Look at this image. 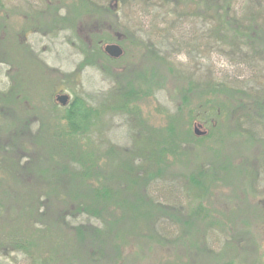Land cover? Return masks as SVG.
Here are the masks:
<instances>
[{"label":"rangeland","instance_id":"1","mask_svg":"<svg viewBox=\"0 0 264 264\" xmlns=\"http://www.w3.org/2000/svg\"><path fill=\"white\" fill-rule=\"evenodd\" d=\"M217 1L257 36L236 41L211 0H0V92L18 96L0 120V264H264V0ZM57 94L100 111L82 142L96 206L69 205L41 133Z\"/></svg>","mask_w":264,"mask_h":264},{"label":"trees","instance_id":"2","mask_svg":"<svg viewBox=\"0 0 264 264\" xmlns=\"http://www.w3.org/2000/svg\"><path fill=\"white\" fill-rule=\"evenodd\" d=\"M211 1L215 4V7L217 8L216 9L217 12L221 11V13H223L221 16L222 19L221 21H223V24H225L228 27H230L231 24H233L235 28L234 32H236L235 34L237 36L233 34L232 37L236 41L237 39L241 41L240 37L245 39H248L250 37L248 39L250 40L252 37L257 36V35H251L249 32V28L245 27L243 24L239 25L237 19L231 16L230 3L227 2L223 6L219 4L217 0H211ZM93 4L95 5L93 9L96 10L98 9L97 10L98 13L99 12L104 13L109 10L104 5H99L95 3ZM55 20L57 21V19L56 18L54 19V23H56ZM260 33L261 32H257V34ZM238 43L240 42H236V44ZM152 54H153L152 58L154 62H156L157 64L164 63V57L159 52ZM216 88H218V86H212V84L210 85V89L213 92H216ZM13 95H14L13 90H10L9 95L5 92H0V111L3 112L0 115V120L1 117H5L6 113L10 109V106L6 107L4 106V103L11 100L12 103H14L13 105H15V101L18 102V96L16 95V97H13ZM87 105L88 104H86V102L82 98L75 97L64 108V111L59 117L61 123L54 125L53 132L50 130L51 126L47 125V123H43L44 131L41 132L46 135L51 134L49 136L50 137L49 143L52 144L53 147H49V148L55 151L54 153L56 154L54 155H57L58 157H60L61 160H64L66 162V165H63V167H57V172L56 171L55 172L57 175H63L62 178L66 179L65 183L67 187L66 190L67 193L65 194V196L67 198L68 203H70L69 205L76 206L77 210L80 209V207H77L80 205L79 201H82L85 198L89 200L87 201V204L89 205V207H91L100 204L101 201L104 200L106 196H108V193L103 191L104 188L102 189L97 187L93 188L88 183L89 181L90 182L92 181L95 184L98 183L100 180L99 177H101V179L104 178L103 177L104 171L103 169L100 170L99 167H97V162H95L96 158L94 157L95 154L93 155V152L91 153V151L88 148H85L84 145H82V142L88 141L91 135L92 126L94 125L95 120H97L100 116V111L98 109H95ZM54 109H56V107ZM22 110L20 109L22 113L26 114L27 110L26 109H22ZM243 125L245 124L240 123V127H242ZM252 129H253V125L249 126L248 129L246 130L250 134L253 133L254 134L253 136L258 137L257 136L258 134L255 133V130L254 132H252ZM47 131H49L50 133H48ZM34 140H36L37 142L45 141V137L39 134L38 137H35ZM45 143L43 145L47 147V144ZM112 151L113 150H110L108 155H111L114 152ZM20 153L21 154L25 153L24 148L21 149ZM27 154L29 155V153ZM148 167L151 168V165L149 164ZM65 175L67 178H65ZM158 175L159 174L155 171H147L146 176L149 177L148 185ZM0 181L2 182V180ZM71 184L74 186L72 187V189H69V186ZM148 185L146 186L147 191H148ZM53 187L54 188L52 189L55 190L57 186L53 185ZM76 189L78 191H75ZM83 193L85 197H82ZM89 195L90 197L88 198ZM80 214L81 213H78V216ZM87 215L94 218L97 217V215L93 213H88ZM74 231L76 237L80 238L81 227H75Z\"/></svg>","mask_w":264,"mask_h":264},{"label":"water","instance_id":"3","mask_svg":"<svg viewBox=\"0 0 264 264\" xmlns=\"http://www.w3.org/2000/svg\"><path fill=\"white\" fill-rule=\"evenodd\" d=\"M103 51L110 58L118 59L122 56L123 50L120 46L116 44H109L104 46ZM69 96L66 94H58L55 96L56 103L61 107H66L69 104ZM202 126L200 124H195L193 127V133L196 136H204L205 132L201 131Z\"/></svg>","mask_w":264,"mask_h":264},{"label":"flooded vegetation","instance_id":"4","mask_svg":"<svg viewBox=\"0 0 264 264\" xmlns=\"http://www.w3.org/2000/svg\"><path fill=\"white\" fill-rule=\"evenodd\" d=\"M106 45H109V44H106ZM106 45H104V46H106ZM117 45V44H116ZM104 46H103V48H104ZM119 46V45H118ZM102 48V49H103ZM104 52V51H103ZM105 54V53H104ZM123 54H124V50H123ZM106 55V54H105ZM108 56V55H107ZM108 58H109V56H108ZM109 60H111V59H109ZM43 64H47L46 62H43V61H41ZM91 63H83V64H98L99 62H93V61H90ZM70 102V101H69ZM201 125V124H200ZM205 134H206V132H205ZM204 134V135H205Z\"/></svg>","mask_w":264,"mask_h":264}]
</instances>
